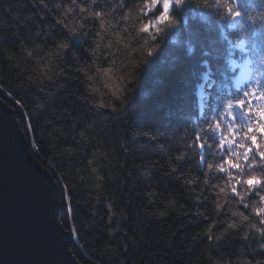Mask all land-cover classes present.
Listing matches in <instances>:
<instances>
[{"label": "trees", "instance_id": "1", "mask_svg": "<svg viewBox=\"0 0 264 264\" xmlns=\"http://www.w3.org/2000/svg\"><path fill=\"white\" fill-rule=\"evenodd\" d=\"M59 2L75 31L57 0H0V97L62 190L77 260L264 264V138L220 147L242 95L210 103L233 64L264 81V0H178L164 22L149 0ZM62 40L54 73L42 57ZM92 89L120 99L93 107Z\"/></svg>", "mask_w": 264, "mask_h": 264}, {"label": "water", "instance_id": "2", "mask_svg": "<svg viewBox=\"0 0 264 264\" xmlns=\"http://www.w3.org/2000/svg\"><path fill=\"white\" fill-rule=\"evenodd\" d=\"M61 191L0 97V264H82L61 222Z\"/></svg>", "mask_w": 264, "mask_h": 264}, {"label": "clouds", "instance_id": "3", "mask_svg": "<svg viewBox=\"0 0 264 264\" xmlns=\"http://www.w3.org/2000/svg\"><path fill=\"white\" fill-rule=\"evenodd\" d=\"M55 7L59 9L60 16L68 21V24L66 25L68 30L75 31L76 29L72 27V21L76 20V16L79 15L78 13L74 14V9L69 7L68 5L61 6L59 0H57V3L55 4ZM76 7H79L77 5ZM71 18V19H69ZM39 47V45H37ZM68 48V45L65 41H60L59 45L55 48H50L48 51L44 52V56L42 59L45 60L46 66L51 64L52 71L55 73L56 67H58L57 60L62 61L64 58V52ZM58 74V73H56ZM91 92L94 94V98L89 101L90 105L93 107L97 106H103L105 103L106 98L111 97V100H109V103H112V101L120 99V94L113 89L111 92H108L107 90L103 92H99L97 89H92ZM261 207H264V204L261 205ZM233 215H239L238 213H233ZM225 223H229L228 221H225ZM230 227H237L238 223H229ZM212 224L208 225L207 231L211 232ZM259 231V229H257ZM223 233L218 235L216 238L220 239V236H222Z\"/></svg>", "mask_w": 264, "mask_h": 264}, {"label": "snow or ice", "instance_id": "4", "mask_svg": "<svg viewBox=\"0 0 264 264\" xmlns=\"http://www.w3.org/2000/svg\"><path fill=\"white\" fill-rule=\"evenodd\" d=\"M171 3H172V0H169V4L167 5L169 10L171 7ZM157 9H159L158 12H157ZM226 10L229 13L234 14L236 16L240 15L239 12H234V9L230 4L227 6ZM162 11H163L162 5L160 3H157L156 7L152 9V11L148 13V15L152 16L154 13L158 15ZM172 22L174 23L175 21H172ZM258 101H259L260 106H264V88L254 87L251 91H246L241 98L236 100L235 106L239 107L243 114H244L245 109H247L248 110L247 115L244 114V116L248 119V117L252 116L253 114V109L249 107V105L251 104L253 106H256ZM232 107L233 105L230 104L229 108L232 109ZM231 116H233L232 112H231ZM232 123H235V121L233 120ZM207 131L212 132L213 131L212 127L210 126ZM204 132L205 130L202 129L199 133H197V136H196V139L198 141L201 140V137L204 138L203 141H201L200 143L201 150L207 146V143H211V141L207 138V136L204 135ZM253 150H254V146H253ZM251 158H252V151L249 152V159ZM67 211L71 212L70 206L67 208Z\"/></svg>", "mask_w": 264, "mask_h": 264}, {"label": "rangeland", "instance_id": "5", "mask_svg": "<svg viewBox=\"0 0 264 264\" xmlns=\"http://www.w3.org/2000/svg\"><path fill=\"white\" fill-rule=\"evenodd\" d=\"M177 1L178 0H172L171 4H173V3L177 2ZM157 3H160L162 5V7H163V10H166L168 8L167 5L169 4V0H150L149 1V5L154 7V8L156 7Z\"/></svg>", "mask_w": 264, "mask_h": 264}, {"label": "bare ground", "instance_id": "6", "mask_svg": "<svg viewBox=\"0 0 264 264\" xmlns=\"http://www.w3.org/2000/svg\"><path fill=\"white\" fill-rule=\"evenodd\" d=\"M172 5V4H171ZM148 6H150V5H148ZM150 7H152V6H150ZM172 9L173 8H170V10H169V8H167L166 10H163L162 12H160L158 15H157V20L158 21H160V22H164V21H166L167 19H168V17H169V14H170V12L172 11ZM159 11V10H158ZM230 93V92H229Z\"/></svg>", "mask_w": 264, "mask_h": 264}]
</instances>
